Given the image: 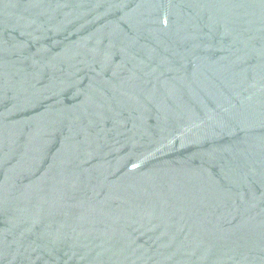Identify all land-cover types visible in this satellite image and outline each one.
I'll list each match as a JSON object with an SVG mask.
<instances>
[{
  "label": "water",
  "instance_id": "1",
  "mask_svg": "<svg viewBox=\"0 0 264 264\" xmlns=\"http://www.w3.org/2000/svg\"><path fill=\"white\" fill-rule=\"evenodd\" d=\"M0 264H264V0H0Z\"/></svg>",
  "mask_w": 264,
  "mask_h": 264
}]
</instances>
